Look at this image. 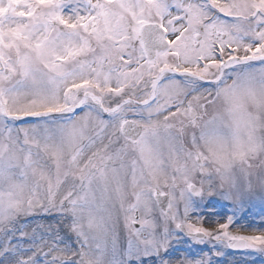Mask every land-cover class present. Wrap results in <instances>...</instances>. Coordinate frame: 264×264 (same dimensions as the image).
<instances>
[{"label": "snow or ice", "instance_id": "obj_1", "mask_svg": "<svg viewBox=\"0 0 264 264\" xmlns=\"http://www.w3.org/2000/svg\"><path fill=\"white\" fill-rule=\"evenodd\" d=\"M229 250L264 264V0H0V264Z\"/></svg>", "mask_w": 264, "mask_h": 264}, {"label": "rangeland", "instance_id": "obj_2", "mask_svg": "<svg viewBox=\"0 0 264 264\" xmlns=\"http://www.w3.org/2000/svg\"><path fill=\"white\" fill-rule=\"evenodd\" d=\"M250 219V218H248ZM256 220L259 221V216L256 217ZM255 226H259L258 224ZM235 230V229H233ZM245 234H250L249 231L245 230ZM229 261H240V254L239 253H235L233 254L230 250L228 251V254L221 259V261L219 262V264H229ZM257 264H259V261L257 262Z\"/></svg>", "mask_w": 264, "mask_h": 264}]
</instances>
